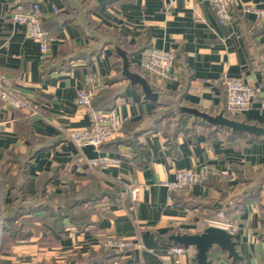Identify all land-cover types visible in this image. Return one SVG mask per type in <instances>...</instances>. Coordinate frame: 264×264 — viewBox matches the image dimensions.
Returning <instances> with one entry per match:
<instances>
[{
    "label": "crops",
    "instance_id": "crops-1",
    "mask_svg": "<svg viewBox=\"0 0 264 264\" xmlns=\"http://www.w3.org/2000/svg\"><path fill=\"white\" fill-rule=\"evenodd\" d=\"M35 3L50 37L46 54L13 19ZM249 4L264 8V0H232V19L224 25L208 0H0V70L17 78L15 94L34 111L31 115L0 101V164L10 150L21 156L36 150L24 175L12 171L15 182L35 197L45 174L53 192L66 196L84 191L86 158L121 160L119 166L92 171L101 182L119 185L118 200L70 205L69 217L60 223L41 222L38 233L0 251V264H75L78 256L107 250L111 256L92 264H170L174 258L179 264H198L195 246H183L171 236L198 234L210 225L232 234L239 255L232 259L213 244L207 253L210 264H264V138L212 126L175 109L223 111L264 126V18L244 12ZM151 48L175 55L176 78L157 84L156 100L146 98L139 84L118 77L122 54L131 71L142 73ZM89 76L103 86L89 106H79L76 94ZM225 76L256 89L248 109L235 114L226 109ZM111 108L123 120L116 137L132 139L135 149L120 141L77 147L68 139L67 130L89 126L91 109ZM159 114L164 115L157 120ZM22 123L48 143L30 148ZM202 165L216 171L202 183L180 191L161 185L173 181L177 171ZM131 182L140 187L133 207L127 193ZM11 201L0 184L1 216L3 204ZM56 208L53 204L38 213L51 216ZM107 238L133 245L115 250L104 245ZM174 245L183 248L176 257L170 251Z\"/></svg>",
    "mask_w": 264,
    "mask_h": 264
},
{
    "label": "built area",
    "instance_id": "built-area-1",
    "mask_svg": "<svg viewBox=\"0 0 264 264\" xmlns=\"http://www.w3.org/2000/svg\"><path fill=\"white\" fill-rule=\"evenodd\" d=\"M219 22L226 25L232 19L230 5L232 0H208ZM54 12H58V8L54 7ZM244 12L253 13L258 18H264V8L254 5H246L242 8ZM13 19L18 24L25 26L26 35L40 44V50L46 54L48 43L50 40L48 32L41 25V18L37 3L32 4L27 11H18L13 14ZM175 55L172 50H164L159 48H151L146 59L142 62V68L147 73L149 78L156 83H162L167 80L176 78L173 74ZM17 78L12 79L7 77L0 70V101L9 108L15 110H28L29 114L34 111L30 108L29 103L19 98L15 92ZM222 84L225 87L226 109L235 114L248 109L256 98V89L244 83L241 78L225 76L222 79ZM103 83L96 76H89L86 79L84 87L79 89L76 94V104L79 106H89L92 98L98 89L102 88ZM123 120L115 109H91L90 124L87 127L66 131V136L77 147L86 145L99 148L103 143H106L115 138L122 128ZM85 163L88 168L94 170L96 168H108L119 166L120 158L109 155H98L96 157L86 158ZM216 173L215 170L208 165H202L199 170L184 169L175 173L173 181L161 182V185L166 186L173 191H180L191 187L194 184L202 183L210 174ZM139 185L136 182H131L127 186L131 206L138 200ZM104 245L115 250L131 247L133 242L130 240L107 238ZM170 251L174 257L183 251L180 246H172ZM170 264H179L174 258Z\"/></svg>",
    "mask_w": 264,
    "mask_h": 264
},
{
    "label": "trees",
    "instance_id": "trees-1",
    "mask_svg": "<svg viewBox=\"0 0 264 264\" xmlns=\"http://www.w3.org/2000/svg\"><path fill=\"white\" fill-rule=\"evenodd\" d=\"M135 72V71H133ZM118 77H123V73L120 71ZM142 77H144L150 85V88L154 92H160L158 88V83L151 80L147 73L143 71L138 72ZM25 110V109H24ZM23 111V110H21ZM164 114H159L156 118L161 119ZM20 128L23 129V137L28 146L34 147L35 145L47 144L45 140H41L36 136L29 133L26 129L25 124H20ZM26 132V133H25ZM115 137L112 140L103 143L100 147L107 144H116L117 141L128 143L135 149L136 142L132 139H120ZM36 150H30L26 156H21L15 151L10 150L7 153L6 160L0 164V184L2 189L7 188L12 196L11 203L3 204V213L0 215V251H3L6 246L10 243L15 242L19 239H24L30 235L38 233L41 222L49 223H60L64 218L69 217L67 209L70 205L76 204V202H86L87 204H94L97 201L104 199L116 201L119 198V185L114 184L109 186L95 175L93 170L88 168L84 172V176L81 178V186L84 188L83 192H74L73 190L66 196H60L55 194L50 186V179L47 175H43L40 179V185L38 194L35 197H30L25 193L22 185L15 182V175H24V169L26 165L33 159ZM15 175L12 171H15ZM95 170V169H94ZM67 188V187H66ZM65 188V189H66ZM80 193V196L78 195ZM57 208L53 215L39 214L38 212H47L48 208L51 209L52 205ZM2 217V218H1ZM70 217L71 214H70ZM2 220V221H1ZM77 221V219L75 220ZM49 234V231L47 232ZM101 256L107 258L111 256L110 251L96 252L91 251L85 259L76 257L75 264H92L97 260H100Z\"/></svg>",
    "mask_w": 264,
    "mask_h": 264
},
{
    "label": "water",
    "instance_id": "water-1",
    "mask_svg": "<svg viewBox=\"0 0 264 264\" xmlns=\"http://www.w3.org/2000/svg\"><path fill=\"white\" fill-rule=\"evenodd\" d=\"M122 58V73L125 78L128 79L131 84H139L146 98L156 100L157 93L152 91L147 80L137 72H133L129 69V63L125 54H122ZM175 109L198 117L212 126L225 127L232 132L264 138V126L228 117L223 114V111L210 114L196 108L175 107ZM171 237L175 242L183 246L194 245L198 264H210L209 260H207V253L213 244L226 250L228 256L232 259L239 257L235 250V242L232 240V234L220 226L210 225L198 234H175Z\"/></svg>",
    "mask_w": 264,
    "mask_h": 264
}]
</instances>
